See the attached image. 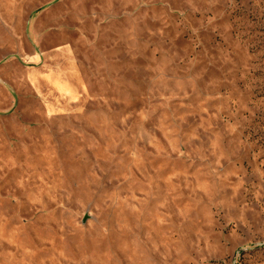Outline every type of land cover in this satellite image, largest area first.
<instances>
[{
  "label": "rangeland",
  "instance_id": "rangeland-1",
  "mask_svg": "<svg viewBox=\"0 0 264 264\" xmlns=\"http://www.w3.org/2000/svg\"><path fill=\"white\" fill-rule=\"evenodd\" d=\"M0 264H264V0H0Z\"/></svg>",
  "mask_w": 264,
  "mask_h": 264
}]
</instances>
